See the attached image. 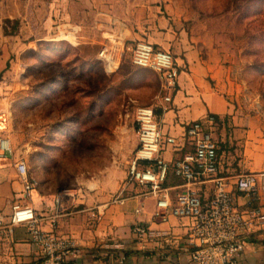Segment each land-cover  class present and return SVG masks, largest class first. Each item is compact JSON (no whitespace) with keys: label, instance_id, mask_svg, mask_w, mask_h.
Returning a JSON list of instances; mask_svg holds the SVG:
<instances>
[{"label":"rangeland","instance_id":"obj_1","mask_svg":"<svg viewBox=\"0 0 264 264\" xmlns=\"http://www.w3.org/2000/svg\"><path fill=\"white\" fill-rule=\"evenodd\" d=\"M72 25L79 37H64ZM154 25L209 43L231 101L264 122V0H0V136L26 161L38 193H76L66 212L91 187L125 182L136 109L159 98L148 69L149 88H130L141 101L128 106L123 77L96 58L100 44Z\"/></svg>","mask_w":264,"mask_h":264},{"label":"crops","instance_id":"obj_2","mask_svg":"<svg viewBox=\"0 0 264 264\" xmlns=\"http://www.w3.org/2000/svg\"><path fill=\"white\" fill-rule=\"evenodd\" d=\"M153 27L149 26L151 31L145 28L140 33L127 28L123 36L127 38V44H132L146 35L149 38L147 41L169 50L178 67L177 86L171 94V101L163 102L159 96L155 106L158 109L157 122L164 139L173 136L177 142L171 145L164 140L160 151V156L170 164L164 185L169 188L172 203L176 202V193L183 184V180L173 172V163L193 148V142L183 138L184 130L189 122L200 120L217 145L216 175L230 177L247 171L259 174L258 199L249 203L250 199L245 193L234 187L232 192L236 208L244 213L252 208L257 209L258 219L262 222L261 228L246 239L238 264H264V122L245 110L250 109V106L236 105L231 101L232 98L228 96L230 89L227 86V71L209 43L205 40H180L176 32L171 34L169 29L159 32L155 25ZM71 28L64 30V37L80 35V25H72ZM99 50L96 58H99ZM125 58L126 55L115 72H107L104 65L106 73L112 77H122L120 72ZM129 60L130 55L127 56ZM154 74L160 95V82L157 74ZM144 81L145 85L141 88H149L148 77ZM127 92L128 106L141 101L135 91L127 88ZM209 115L214 117L211 124L206 119ZM133 128L137 139L134 124ZM17 157L14 152L13 155H0V213L4 215L10 213L14 195L21 189L15 168ZM94 187L86 193L87 196L77 198L72 209L57 218L55 233L72 238L82 250L76 257L67 258L63 264H193L189 259V245L186 242L191 218L167 215L166 221L155 219L152 216L154 198L142 196L146 187L127 183L126 179L123 183ZM193 187L204 201L212 196V184L209 181L201 179ZM111 191L116 197L126 199L121 203L109 201ZM32 197L40 213L49 214L53 209L52 196L41 195L36 189ZM136 221L145 223L155 233L166 234L138 242L131 232L132 224ZM44 227L50 229L48 222ZM115 253L124 254L125 259L122 262L112 259ZM39 256L40 249L30 241L24 226L15 227L9 236L0 233V264L29 263Z\"/></svg>","mask_w":264,"mask_h":264},{"label":"built area","instance_id":"obj_3","mask_svg":"<svg viewBox=\"0 0 264 264\" xmlns=\"http://www.w3.org/2000/svg\"><path fill=\"white\" fill-rule=\"evenodd\" d=\"M128 52L133 65L149 68L157 74L160 98L163 102L171 101L179 75L172 53L144 39L126 44L115 38H107L100 44L98 57L107 72H115ZM206 119L211 124L214 117L209 115ZM134 123L138 143L128 164L126 182L146 187L141 195L154 198L152 216L155 219L166 221L167 215L191 218L186 242L193 264H238L246 239L261 228L262 222L258 219L257 209L252 208L244 213L236 208L232 187L245 193L250 199L249 203H252L258 199L259 174L247 171L230 177L216 175V142L211 133L203 128V123L194 120L186 125L183 134L184 139L193 142V148L173 163L175 176L183 180L173 204L169 188L164 185L170 164L160 156V151L164 140L167 144L176 145V139L173 136L164 139L153 106L138 107ZM5 154L13 155V150L7 139L1 137L0 155ZM15 168L21 189L14 195L10 213H0V233L9 236L15 227L24 226L30 241L40 249L39 258L20 264H63L67 258L76 257L82 251L80 246L72 238L54 231L57 218L68 209V203L76 193L71 194L70 190L64 189L63 193L54 196V207L50 213H40L32 197L36 182L29 175L26 161L17 157ZM201 179L212 184V196L206 201L193 187ZM125 199L114 197L112 202L121 203ZM47 222L50 229L44 227ZM131 232L138 242L166 234L155 233L140 221L132 224ZM111 257L119 262L125 259L124 254L118 253Z\"/></svg>","mask_w":264,"mask_h":264},{"label":"trees","instance_id":"obj_4","mask_svg":"<svg viewBox=\"0 0 264 264\" xmlns=\"http://www.w3.org/2000/svg\"><path fill=\"white\" fill-rule=\"evenodd\" d=\"M97 59H98L99 63L102 65V67L104 68L103 61L99 58H97ZM131 63H132L131 60H129V61L125 60L122 63V66H121L122 69H121L120 74H122L123 80L120 82V84H118V87L124 88L125 86H127V88H136V87H140V86L145 85L144 79L149 74V72H148L149 68H144V67H139V66H137L139 68H134L131 66V65H133ZM149 70H151V69H149ZM127 73H129V75H127ZM137 73L139 74V76L136 75ZM97 92L99 93L98 90H97ZM107 92L108 91H102V93H104V94H106ZM93 96H94V94H93ZM96 101L97 102L99 101V94L97 95ZM92 106H94V100H92L91 108H92ZM155 111H156V108H155Z\"/></svg>","mask_w":264,"mask_h":264},{"label":"bare ground","instance_id":"obj_5","mask_svg":"<svg viewBox=\"0 0 264 264\" xmlns=\"http://www.w3.org/2000/svg\"><path fill=\"white\" fill-rule=\"evenodd\" d=\"M65 190H62L60 193H63Z\"/></svg>","mask_w":264,"mask_h":264}]
</instances>
